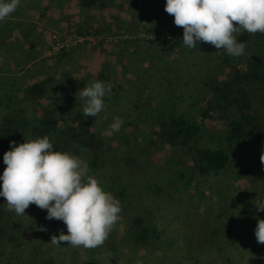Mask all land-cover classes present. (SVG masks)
I'll return each instance as SVG.
<instances>
[{"label": "rangeland", "instance_id": "rangeland-1", "mask_svg": "<svg viewBox=\"0 0 264 264\" xmlns=\"http://www.w3.org/2000/svg\"><path fill=\"white\" fill-rule=\"evenodd\" d=\"M82 2L20 0L0 21V127L23 131L0 140V173L9 141L45 136L36 128L50 112L58 129L83 126L101 142L94 151L77 146L70 154L120 201L119 219L97 247L53 245L52 235L67 233L61 220L46 219V209L33 203L19 216L0 197V264H264V243L254 235L257 220L264 219L255 204L264 200V119L261 128L245 129L218 174H200L186 150L159 136L181 117L213 132L202 146L208 141L228 150L226 119L233 113L221 108L218 92L233 68L246 73L257 67L263 80L255 83L261 88L255 107L263 112L264 34H234L245 43L240 56L207 42L189 49L165 0ZM166 38L181 44L166 53L151 43ZM37 45L43 49L39 60L24 63L20 58L37 52ZM74 48L90 59L82 56L80 66L73 65ZM96 80L111 90L97 116L85 117L79 90ZM35 82L42 94L29 91ZM113 117L123 121L119 130L109 127ZM139 218L156 233L147 245L130 241Z\"/></svg>", "mask_w": 264, "mask_h": 264}, {"label": "clouds", "instance_id": "clouds-1", "mask_svg": "<svg viewBox=\"0 0 264 264\" xmlns=\"http://www.w3.org/2000/svg\"><path fill=\"white\" fill-rule=\"evenodd\" d=\"M19 3L0 0V21ZM164 10L174 17L175 25L183 27L182 42L189 49L197 42H207L217 50L240 56L245 43L238 42L234 34L241 30L264 34V0H165ZM110 90L111 84L100 80L80 89V96L85 98L82 114L96 117ZM122 123L119 117H113L109 127L119 130ZM9 145L3 154L6 167L0 173V197L5 198L7 208L26 216L22 215L24 210L33 203L46 209V219L61 220L67 233L52 235L48 243L53 245H101L119 219L120 201L89 175L87 163L77 155L54 151L47 135L19 144L9 141ZM261 161L264 163V159ZM255 204L257 212L264 210V200ZM254 235L257 243H264V219L257 220Z\"/></svg>", "mask_w": 264, "mask_h": 264}, {"label": "trees", "instance_id": "trees-1", "mask_svg": "<svg viewBox=\"0 0 264 264\" xmlns=\"http://www.w3.org/2000/svg\"><path fill=\"white\" fill-rule=\"evenodd\" d=\"M103 0H83L82 6L92 7ZM159 50L169 53L176 49L181 44L180 40L173 39H156L151 40ZM253 72L243 73L237 68H233L227 74V84L224 89H219L218 95H221L220 100L225 103L222 109L232 108V118L229 120L228 129L224 134L225 142L229 149L223 147H212L201 145V140L210 138L211 130H207L199 123L193 120H187L181 117L174 116L168 128H164L159 136L164 143L171 147H180L186 150L193 158L195 166L202 175L210 173L218 174L226 168L230 163L231 150L237 140H240L246 128L253 129L255 126L261 128L260 121L264 119V110L260 111L255 107L257 100L256 94H261V88L255 83H260L263 80L262 73L255 68ZM31 93H43V87L40 84H34L29 87ZM40 135L48 134L52 138V146L54 151H66L75 153L77 146H83L91 151L97 148L96 135L91 134L88 130L83 129V126H68L64 129L57 128V121L50 112L45 113L39 120V127L36 128ZM23 134L19 128H6L4 125L0 127V140H5L10 137H18ZM35 210V206H32ZM38 209L39 207L36 206ZM31 210V209H30ZM133 232V231H132ZM135 235L131 234L130 241L137 245L148 244L149 240L155 239L156 233L150 226L146 225L141 218L136 220Z\"/></svg>", "mask_w": 264, "mask_h": 264}, {"label": "crops", "instance_id": "crops-1", "mask_svg": "<svg viewBox=\"0 0 264 264\" xmlns=\"http://www.w3.org/2000/svg\"><path fill=\"white\" fill-rule=\"evenodd\" d=\"M61 14H62V11L60 12ZM30 17V16H29ZM12 19H14V18H12ZM27 22V21H26ZM43 22H44V20H43ZM42 21L41 22H37L38 23V25H39V23H43ZM60 22V21H59ZM35 31H36V29H34L31 33H32V35L31 36H33L34 37V35H35ZM47 36H48V34L47 35H45V38L48 40V38H47ZM45 41V40H44ZM34 46H32L31 48H33ZM26 48V47H25ZM42 48V46L41 45H37L36 47H35V49L34 50H36L37 52H35V51H33L31 54H29V55H27V56H25V57H23V58H20V59H23L24 60V63L25 62H32V63H34V62H37L38 60H39V58H40V56H41V54L43 53V49H41ZM75 49V52H74V50H73V53L75 54V57L74 58H72V64L73 65H75V66H80V63H81V61L83 62V58H82V56L84 57V56H88L89 57V59H90V56L88 55V54H85V55H80L79 53H80V51H83L82 49H79L78 51H77V49L78 48H74ZM91 61V60H90ZM92 62V61H91ZM67 66L68 65H70V62H64ZM62 64V63H61ZM63 66V65H62ZM16 81H17V79H16ZM38 82H35V83H33V84H31L30 86H32V85H34V84H37ZM39 83H41V82H39ZM29 86V87H30Z\"/></svg>", "mask_w": 264, "mask_h": 264}, {"label": "built area", "instance_id": "built-area-1", "mask_svg": "<svg viewBox=\"0 0 264 264\" xmlns=\"http://www.w3.org/2000/svg\"><path fill=\"white\" fill-rule=\"evenodd\" d=\"M80 39H82V40H83V37H82V38H80Z\"/></svg>", "mask_w": 264, "mask_h": 264}]
</instances>
